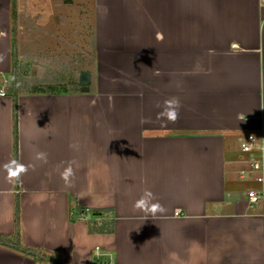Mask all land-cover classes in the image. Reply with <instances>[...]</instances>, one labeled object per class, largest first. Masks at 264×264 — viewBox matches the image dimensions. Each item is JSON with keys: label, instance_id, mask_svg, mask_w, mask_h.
<instances>
[{"label": "crops", "instance_id": "crops-1", "mask_svg": "<svg viewBox=\"0 0 264 264\" xmlns=\"http://www.w3.org/2000/svg\"><path fill=\"white\" fill-rule=\"evenodd\" d=\"M80 7L95 30V84L20 94L27 170L10 180L13 39L22 63L71 49ZM49 70L42 77L63 74ZM10 81L0 95V239L16 235L19 199L22 246L65 264H95L97 247L115 264H264V196H248L263 185L240 176L247 135H261L264 154V0H0V88ZM171 98L175 122L161 115ZM145 191L164 212L135 208ZM72 199L112 208L115 233L72 222ZM0 264L51 263L0 245Z\"/></svg>", "mask_w": 264, "mask_h": 264}, {"label": "trees", "instance_id": "trees-1", "mask_svg": "<svg viewBox=\"0 0 264 264\" xmlns=\"http://www.w3.org/2000/svg\"><path fill=\"white\" fill-rule=\"evenodd\" d=\"M13 68H12V87L11 96L13 99V117H14V134H15V161L19 162L18 153V123H19V113H18V100L20 94L28 92H43V93H54L58 89L65 92H77L85 93L83 91L84 86L80 84V74L73 75L69 80L63 77L58 79L57 77H46L40 81L33 82L32 89L26 88L23 85V78L19 76V58H18V47L17 42L13 39ZM92 84L89 85V89ZM48 87L46 90L45 88ZM73 202V205H72ZM71 221L76 222L77 220L88 217L87 224L89 227L90 234H114L116 231V221L114 219L112 208H87L81 206L77 203V199L71 200ZM21 206L19 199L16 202V235L13 239L2 238L0 239V245L12 248L19 251L27 256L33 257L37 261L49 262L51 264H65L61 255L48 256L47 254L38 251L27 249L21 244Z\"/></svg>", "mask_w": 264, "mask_h": 264}, {"label": "rangeland", "instance_id": "rangeland-1", "mask_svg": "<svg viewBox=\"0 0 264 264\" xmlns=\"http://www.w3.org/2000/svg\"><path fill=\"white\" fill-rule=\"evenodd\" d=\"M74 25L73 46H71V49L61 48L59 51L57 49L50 53L48 51L44 54H37L35 58L31 52L30 56L28 54L25 56L30 61L29 63L19 62V76L23 78L24 87L32 89L33 82L44 79L42 75L49 74L51 71L56 73L54 70H49L54 68L63 71V74L59 73L58 79L65 77L67 80L71 79L73 75L81 74L85 69H88L93 75L91 84L94 86L97 78V60L93 42L95 30L91 19L81 13V7L80 11H76ZM48 78L50 77H46V79ZM45 89L47 90L48 87Z\"/></svg>", "mask_w": 264, "mask_h": 264}, {"label": "built area", "instance_id": "built-area-1", "mask_svg": "<svg viewBox=\"0 0 264 264\" xmlns=\"http://www.w3.org/2000/svg\"><path fill=\"white\" fill-rule=\"evenodd\" d=\"M10 82L4 83L0 88V95H7V88L10 86ZM258 134H249L241 143V151L247 155L245 163L248 164V168L240 170V176L242 179H253L254 182L262 184L260 188L250 189L248 196L252 203H258L264 196V154L262 143H258ZM178 214V212H177ZM109 257V260L103 258ZM97 262L95 264H115L111 254L102 253V249L97 247L96 249Z\"/></svg>", "mask_w": 264, "mask_h": 264}, {"label": "clouds", "instance_id": "clouds-1", "mask_svg": "<svg viewBox=\"0 0 264 264\" xmlns=\"http://www.w3.org/2000/svg\"><path fill=\"white\" fill-rule=\"evenodd\" d=\"M165 104L167 105L166 110L164 113H161V115L165 116L167 120L175 122L179 117V101L176 98H171L165 101ZM37 159H45V154L37 153ZM5 168L8 172V178L10 180L19 179L21 174L27 170L26 167L18 161H11L9 164L5 165ZM71 171L72 169L70 167L65 170V179H67V176L71 174ZM153 200V194L150 191H145L144 196L136 201L135 208L152 214L164 212L165 209L163 206L159 202H152Z\"/></svg>", "mask_w": 264, "mask_h": 264}, {"label": "water", "instance_id": "water-1", "mask_svg": "<svg viewBox=\"0 0 264 264\" xmlns=\"http://www.w3.org/2000/svg\"><path fill=\"white\" fill-rule=\"evenodd\" d=\"M91 72L88 70H85L80 75V84L84 86L83 91L88 92L89 91V85L91 84Z\"/></svg>", "mask_w": 264, "mask_h": 264}]
</instances>
